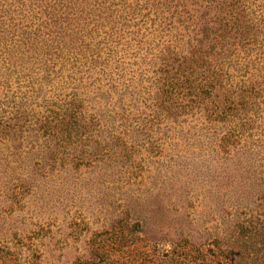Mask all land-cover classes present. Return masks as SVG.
Masks as SVG:
<instances>
[{
    "label": "rangeland",
    "instance_id": "374dc122",
    "mask_svg": "<svg viewBox=\"0 0 264 264\" xmlns=\"http://www.w3.org/2000/svg\"><path fill=\"white\" fill-rule=\"evenodd\" d=\"M222 2L0 0V122L28 121L0 124V264H264V132L222 147L152 106L165 46L231 24Z\"/></svg>",
    "mask_w": 264,
    "mask_h": 264
},
{
    "label": "trees",
    "instance_id": "16d2710c",
    "mask_svg": "<svg viewBox=\"0 0 264 264\" xmlns=\"http://www.w3.org/2000/svg\"><path fill=\"white\" fill-rule=\"evenodd\" d=\"M206 1L212 3V0ZM151 2L147 0V3ZM237 3L224 0L218 10L228 11L234 16L230 18L232 23L219 19L210 39L202 29L204 36L198 41L188 42L190 50L187 49L186 54H178L177 48L181 45L165 46V53L160 57L163 61L160 83L156 85L155 102L152 104L157 120L169 116L193 117L194 113H199L214 130L221 127L222 136L218 144L222 147L241 144L250 136L257 135L258 131L257 137L264 132V31L259 26L260 22L254 20L250 7H246L250 9L246 13ZM249 3L251 6V1ZM186 16L191 18L189 14ZM235 39H238V44ZM237 46L239 48L235 52ZM259 63L263 65L258 66ZM23 112L0 122L4 132L12 130L19 133V137L23 135L28 122ZM150 113L153 115L151 110ZM127 115L122 117L127 118ZM63 116L61 125L45 117L41 126L45 131L56 129L68 134L81 127L76 111ZM153 118L148 121L153 122ZM32 257L33 260L24 259L22 264H39Z\"/></svg>",
    "mask_w": 264,
    "mask_h": 264
}]
</instances>
